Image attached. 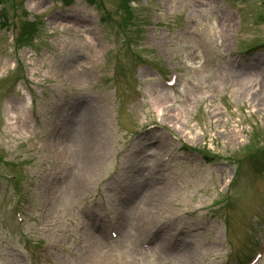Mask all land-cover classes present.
Returning <instances> with one entry per match:
<instances>
[{"label": "rangeland", "instance_id": "1", "mask_svg": "<svg viewBox=\"0 0 264 264\" xmlns=\"http://www.w3.org/2000/svg\"><path fill=\"white\" fill-rule=\"evenodd\" d=\"M103 4L5 0L41 26L18 51L0 27V264H247L264 246L248 159L264 165V0H134L123 30L120 0ZM89 132L93 168L74 145Z\"/></svg>", "mask_w": 264, "mask_h": 264}, {"label": "bare ground", "instance_id": "2", "mask_svg": "<svg viewBox=\"0 0 264 264\" xmlns=\"http://www.w3.org/2000/svg\"><path fill=\"white\" fill-rule=\"evenodd\" d=\"M65 18H67V16H59L58 17V19L60 21H64ZM263 101L264 100H262L260 102H263ZM87 136H88V138H87L86 141L82 140L79 137H76L75 140H74V145H75V147L77 148V150L79 152L81 165L84 166V167L91 166L93 168V166H94V155H93L94 151L93 150L97 146H100V142L101 141L98 140V137L96 136L95 132L94 133L89 132V134ZM72 180H73V183H75V184L78 182L77 181L78 179H72ZM72 186L74 187L75 185H72ZM163 204H164V206H166V204L164 202H163ZM147 217H148V221L149 222H145V224L152 223L153 222L152 215H148Z\"/></svg>", "mask_w": 264, "mask_h": 264}, {"label": "trees", "instance_id": "3", "mask_svg": "<svg viewBox=\"0 0 264 264\" xmlns=\"http://www.w3.org/2000/svg\"><path fill=\"white\" fill-rule=\"evenodd\" d=\"M128 1V0H127ZM124 6V5H123ZM125 7V6H124ZM125 8H127V7H125ZM4 12H5V10H4V8L2 9V12L0 13V22H1V24H2V26L3 27H7L9 24H8V19L4 16ZM127 14H129V12H126ZM28 29H30V30H32V28L31 27H28Z\"/></svg>", "mask_w": 264, "mask_h": 264}]
</instances>
